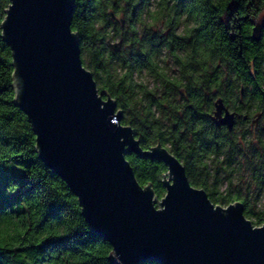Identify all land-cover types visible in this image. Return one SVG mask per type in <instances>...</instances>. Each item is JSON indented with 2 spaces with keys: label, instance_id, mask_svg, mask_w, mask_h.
<instances>
[{
  "label": "water",
  "instance_id": "95a60500",
  "mask_svg": "<svg viewBox=\"0 0 264 264\" xmlns=\"http://www.w3.org/2000/svg\"><path fill=\"white\" fill-rule=\"evenodd\" d=\"M9 1L2 40L12 55L14 103L32 127L39 159L77 197L90 230L111 245L114 261L264 264V232H252L238 212L225 217L213 211L203 196L189 191L184 165L167 149H143L135 137L138 149L131 133L114 127L119 123L127 130L115 99L104 96L102 102L112 106L103 110L90 77L80 71L78 41L69 34L75 0ZM252 25L253 37H261L264 16ZM214 108V124L232 132L240 115L230 112L223 98ZM125 154L163 163L168 173L162 182L170 164L176 177L175 184L169 182L171 194L163 185L159 198L151 184L142 186ZM149 190L156 210L166 204L165 212L154 210L152 193H142Z\"/></svg>",
  "mask_w": 264,
  "mask_h": 264
},
{
  "label": "clouds",
  "instance_id": "9594fccd",
  "mask_svg": "<svg viewBox=\"0 0 264 264\" xmlns=\"http://www.w3.org/2000/svg\"><path fill=\"white\" fill-rule=\"evenodd\" d=\"M75 3L69 34L78 41L80 71L90 77L99 101L106 95L115 97L127 130L115 121L111 125L117 123L114 127L131 133L134 144V138L140 136L149 149L160 147L179 154L181 159L190 158L196 186L194 189L184 178L188 190L203 196L213 211L225 217L238 212L252 232H264V118L256 119L264 113V107L253 102L250 112H241L242 116L250 117L243 128L228 134L226 125L216 131L211 122L202 121L201 113L205 109L198 103L212 73L226 67L221 63L223 55L217 51L214 41L208 39L205 28L208 12L213 7H221V0H184L183 3L181 0H144L143 6L141 0H75ZM260 9L251 17L258 24L264 16V4ZM113 12L118 21H124L130 34H136L133 41L139 45L136 61L131 58L132 54L123 58L120 53L113 56L112 51H104L103 45H99V41L104 40L114 50V46L121 44L120 38H113L112 29L102 31L106 27L103 17ZM9 14L0 20L2 38L6 35L4 26ZM77 16L85 21L86 27L74 32ZM170 28L169 41L180 42L174 50L164 45L159 51H153L151 45L144 43L146 34L160 38L167 35ZM131 43L125 47H130ZM139 56H145L146 63L141 64ZM209 89L217 90L211 84ZM111 106L102 102L103 110ZM125 140L122 138L121 142ZM205 144L207 147H202ZM136 145L139 149L140 145ZM233 145L239 148L233 151ZM168 166L170 175L162 183L171 194L174 187L169 186V182L175 184L176 177L171 165ZM149 192L152 193L151 190L142 193ZM151 201L157 213L166 211V204L160 211L156 210L153 193ZM55 252L48 251L46 255L54 257Z\"/></svg>",
  "mask_w": 264,
  "mask_h": 264
},
{
  "label": "trees",
  "instance_id": "16d2710c",
  "mask_svg": "<svg viewBox=\"0 0 264 264\" xmlns=\"http://www.w3.org/2000/svg\"><path fill=\"white\" fill-rule=\"evenodd\" d=\"M143 3L141 0V6ZM261 4L264 0H221V7H213L207 14L206 35L218 46L217 51L223 55L221 63L226 67L212 73L204 85L202 103H198L205 109L201 113L202 121L211 122L216 131L219 128L211 115L217 99L223 98L225 104L239 114L246 110L250 112L253 102L264 107V32L261 37H253L252 21L256 19L251 18L261 10ZM9 5V0H0V20H4ZM113 14L116 17L115 12ZM124 15L127 17L126 12ZM103 18L106 27L102 31L112 29L113 38H120L121 46L118 51L113 50L104 40L99 41V45H103L104 51H112L113 56L120 53L123 58L132 54L131 58L136 61L139 49L133 42L136 34H130L124 21L113 19L111 13ZM85 27V21L77 16L73 31ZM171 33L170 28L169 33L160 38L146 34L144 43L151 45L153 51H159L164 45L174 50L180 42H170ZM129 42H132L131 46L125 47ZM97 52H100L99 46ZM88 54L91 56L90 52ZM213 58H216L215 52ZM146 59L139 56L141 64L146 63ZM13 71L11 51L0 37V264H117L111 245L90 230L77 197L39 159L32 127L14 103ZM209 84L217 90L211 91ZM240 123L244 125V122ZM121 124L124 126V117ZM225 131L228 134L235 132ZM136 138L143 149H149L140 136ZM238 148V145L232 146L233 151ZM172 154L184 165L189 181L195 187L190 158L181 159L179 154ZM126 158L138 182L142 186L151 184L156 195L164 197L162 180L168 173L167 167L130 154ZM48 251H56L54 257L46 255Z\"/></svg>",
  "mask_w": 264,
  "mask_h": 264
},
{
  "label": "flooded vegetation",
  "instance_id": "af4514ba",
  "mask_svg": "<svg viewBox=\"0 0 264 264\" xmlns=\"http://www.w3.org/2000/svg\"><path fill=\"white\" fill-rule=\"evenodd\" d=\"M263 32H264V29L262 30V32H261V35L263 34ZM226 105V104H225ZM227 106V108L230 110V112H234V113H236V114H239V113H237L236 111H234V110H232L228 105H226ZM213 113H214V111H213ZM213 113H212V115H213ZM212 115H211V118H212ZM240 115V117H237L236 118V124H235V127H234V129H233V131L235 130V128L238 126V124L240 123V122H244L245 123V121H247V120H249V116H247V118H245L246 116H242L241 114H239ZM261 118V117H260ZM259 118V119H260ZM216 125V124H215ZM217 126V125H216ZM218 128H220V126H217ZM226 130H228L227 128H226ZM232 131V132H233ZM133 155V154H132ZM135 156V155H134Z\"/></svg>",
  "mask_w": 264,
  "mask_h": 264
},
{
  "label": "rangeland",
  "instance_id": "374dc122",
  "mask_svg": "<svg viewBox=\"0 0 264 264\" xmlns=\"http://www.w3.org/2000/svg\"><path fill=\"white\" fill-rule=\"evenodd\" d=\"M243 126H244L243 124L239 123L238 126L235 128L234 131L236 132V131L241 130L243 128Z\"/></svg>",
  "mask_w": 264,
  "mask_h": 264
}]
</instances>
